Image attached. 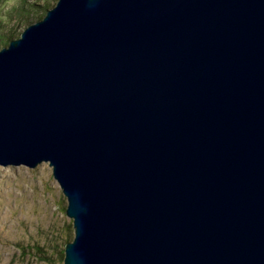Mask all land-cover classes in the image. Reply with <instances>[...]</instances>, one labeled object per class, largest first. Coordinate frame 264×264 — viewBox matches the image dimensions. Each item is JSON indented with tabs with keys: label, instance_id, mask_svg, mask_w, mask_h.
I'll use <instances>...</instances> for the list:
<instances>
[{
	"label": "water",
	"instance_id": "water-1",
	"mask_svg": "<svg viewBox=\"0 0 264 264\" xmlns=\"http://www.w3.org/2000/svg\"><path fill=\"white\" fill-rule=\"evenodd\" d=\"M42 162L64 264H264V0H58L0 49V165Z\"/></svg>",
	"mask_w": 264,
	"mask_h": 264
},
{
	"label": "rangeland",
	"instance_id": "rangeland-1",
	"mask_svg": "<svg viewBox=\"0 0 264 264\" xmlns=\"http://www.w3.org/2000/svg\"><path fill=\"white\" fill-rule=\"evenodd\" d=\"M57 1L0 0V49ZM67 204L49 162L0 165V264H64L74 238Z\"/></svg>",
	"mask_w": 264,
	"mask_h": 264
},
{
	"label": "trees",
	"instance_id": "trees-1",
	"mask_svg": "<svg viewBox=\"0 0 264 264\" xmlns=\"http://www.w3.org/2000/svg\"><path fill=\"white\" fill-rule=\"evenodd\" d=\"M11 37V35H8V38Z\"/></svg>",
	"mask_w": 264,
	"mask_h": 264
}]
</instances>
